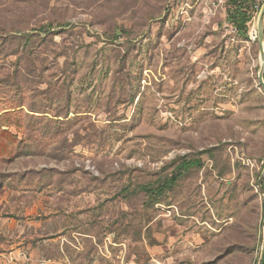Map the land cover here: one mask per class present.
Instances as JSON below:
<instances>
[{
	"label": "rangeland",
	"instance_id": "1",
	"mask_svg": "<svg viewBox=\"0 0 264 264\" xmlns=\"http://www.w3.org/2000/svg\"><path fill=\"white\" fill-rule=\"evenodd\" d=\"M226 1L0 0V264H257L264 0Z\"/></svg>",
	"mask_w": 264,
	"mask_h": 264
},
{
	"label": "trees",
	"instance_id": "2",
	"mask_svg": "<svg viewBox=\"0 0 264 264\" xmlns=\"http://www.w3.org/2000/svg\"><path fill=\"white\" fill-rule=\"evenodd\" d=\"M228 20L230 24L243 36H248L250 23L253 21V12L257 6V0H227L226 1ZM198 166L197 161L182 163L177 174L175 173L163 185L157 188L142 187L141 190L147 193L152 199L158 200L166 192L171 191L180 179L183 170ZM260 264H264V250Z\"/></svg>",
	"mask_w": 264,
	"mask_h": 264
},
{
	"label": "water",
	"instance_id": "3",
	"mask_svg": "<svg viewBox=\"0 0 264 264\" xmlns=\"http://www.w3.org/2000/svg\"><path fill=\"white\" fill-rule=\"evenodd\" d=\"M257 29H258L257 40H258L260 59H261V68L259 72V84L264 90V5L259 14ZM263 180H264V171L258 180V190L260 191L261 194L264 195ZM263 247H264V230L262 231V235H261L260 250H259L257 264H260L261 262L262 255H263Z\"/></svg>",
	"mask_w": 264,
	"mask_h": 264
},
{
	"label": "built area",
	"instance_id": "4",
	"mask_svg": "<svg viewBox=\"0 0 264 264\" xmlns=\"http://www.w3.org/2000/svg\"><path fill=\"white\" fill-rule=\"evenodd\" d=\"M256 37H257V33H256Z\"/></svg>",
	"mask_w": 264,
	"mask_h": 264
}]
</instances>
